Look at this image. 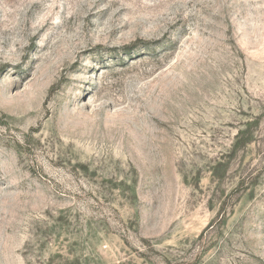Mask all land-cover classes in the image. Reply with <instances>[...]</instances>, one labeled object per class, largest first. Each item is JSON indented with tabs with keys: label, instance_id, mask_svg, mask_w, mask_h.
Wrapping results in <instances>:
<instances>
[{
	"label": "rangeland",
	"instance_id": "obj_1",
	"mask_svg": "<svg viewBox=\"0 0 264 264\" xmlns=\"http://www.w3.org/2000/svg\"><path fill=\"white\" fill-rule=\"evenodd\" d=\"M0 264H264V0H0Z\"/></svg>",
	"mask_w": 264,
	"mask_h": 264
}]
</instances>
